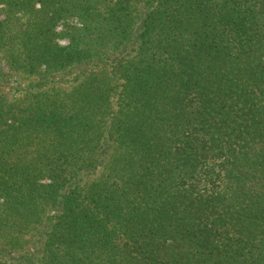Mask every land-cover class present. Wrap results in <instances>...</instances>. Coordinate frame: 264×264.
<instances>
[{
    "label": "trees",
    "instance_id": "obj_1",
    "mask_svg": "<svg viewBox=\"0 0 264 264\" xmlns=\"http://www.w3.org/2000/svg\"><path fill=\"white\" fill-rule=\"evenodd\" d=\"M3 68L0 264H264V0H0Z\"/></svg>",
    "mask_w": 264,
    "mask_h": 264
},
{
    "label": "rangeland",
    "instance_id": "obj_2",
    "mask_svg": "<svg viewBox=\"0 0 264 264\" xmlns=\"http://www.w3.org/2000/svg\"><path fill=\"white\" fill-rule=\"evenodd\" d=\"M73 20H68L66 23L60 22L59 25L56 27L57 31H60L63 25H73ZM60 44H64L65 40L61 39L59 40ZM4 72H6L8 75L3 79L0 89L4 91L5 93H11L13 89H22L23 85L26 84V82L30 79L26 78V76L22 73L8 70L7 68H3ZM18 85H21V87H18ZM3 86V87H2Z\"/></svg>",
    "mask_w": 264,
    "mask_h": 264
}]
</instances>
